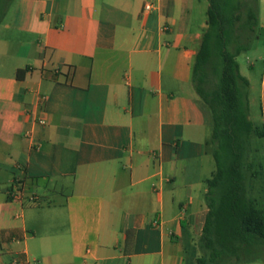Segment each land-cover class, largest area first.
Masks as SVG:
<instances>
[{"label": "crops", "instance_id": "crops-1", "mask_svg": "<svg viewBox=\"0 0 264 264\" xmlns=\"http://www.w3.org/2000/svg\"><path fill=\"white\" fill-rule=\"evenodd\" d=\"M204 1H12L0 24V264H197L216 169L193 82ZM258 16L239 65L264 127V0Z\"/></svg>", "mask_w": 264, "mask_h": 264}, {"label": "trees", "instance_id": "trees-1", "mask_svg": "<svg viewBox=\"0 0 264 264\" xmlns=\"http://www.w3.org/2000/svg\"><path fill=\"white\" fill-rule=\"evenodd\" d=\"M13 0H0V24ZM208 28L196 56L193 82L213 116L210 140L216 169L207 180L209 212L199 241L197 264H234L264 256V173L251 161L252 137L264 141V127L250 118L249 81L238 56L257 39L258 1L209 0ZM218 61L219 83L208 90L209 69ZM29 69L19 70L21 79ZM260 168L262 164L259 162ZM262 178V203L252 180Z\"/></svg>", "mask_w": 264, "mask_h": 264}, {"label": "rangeland", "instance_id": "rangeland-1", "mask_svg": "<svg viewBox=\"0 0 264 264\" xmlns=\"http://www.w3.org/2000/svg\"><path fill=\"white\" fill-rule=\"evenodd\" d=\"M240 1L243 2L244 0H240ZM204 2H205V6L200 7V13L198 14L199 18H201V19H207V17H208L207 12H208V9L210 6L209 0H205ZM256 2H257V0H252V3H254V5L256 4ZM262 41L264 43V38L262 39ZM263 48H264V45H262V49ZM246 57H251L249 51L238 56L237 60L240 64H243V60ZM212 64L213 65H211V67L209 69V79H208V83H207V89L208 90H212V89L217 88L218 83H219V73L217 72L218 61L214 59ZM259 106H257L258 111H260ZM254 111H255V106L253 107V112ZM210 150L212 152V146L211 145H210ZM252 151H253V153L251 155L250 160L254 162L255 170H258L260 172V170L262 169V171L264 173V141L259 140L255 136H253L252 137ZM259 162L262 164V166H263L262 168H260ZM212 164L216 168L215 161H212ZM252 186H253V191H252L253 197L257 198V200H259V203H262V178L252 180Z\"/></svg>", "mask_w": 264, "mask_h": 264}, {"label": "built area", "instance_id": "built-area-1", "mask_svg": "<svg viewBox=\"0 0 264 264\" xmlns=\"http://www.w3.org/2000/svg\"><path fill=\"white\" fill-rule=\"evenodd\" d=\"M151 9H152V5L148 4V5L145 6V10H146V11H149V10H151ZM42 99H44V98H42ZM38 122H39L41 125H45V124H46L45 120H43V119H39ZM11 195H12V197L19 199V198L21 197V195H22V192H21V190H20V187H16V186H15V187L13 188L12 192H11ZM31 200H32V201H36V199H35L34 197H33ZM13 264H20V263H19L17 260H14ZM23 264H31V262H30L29 260L26 259V260L23 262Z\"/></svg>", "mask_w": 264, "mask_h": 264}]
</instances>
